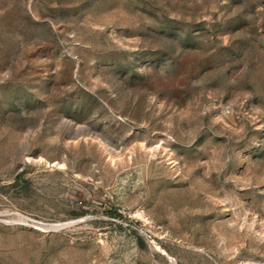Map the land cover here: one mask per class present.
Instances as JSON below:
<instances>
[{
	"label": "rangeland",
	"instance_id": "374dc122",
	"mask_svg": "<svg viewBox=\"0 0 264 264\" xmlns=\"http://www.w3.org/2000/svg\"><path fill=\"white\" fill-rule=\"evenodd\" d=\"M0 264H264V0H0Z\"/></svg>",
	"mask_w": 264,
	"mask_h": 264
}]
</instances>
